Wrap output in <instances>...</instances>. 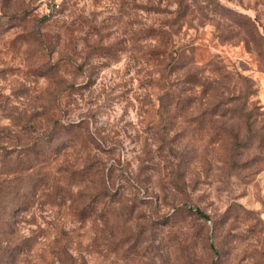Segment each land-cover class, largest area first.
Listing matches in <instances>:
<instances>
[{
	"label": "rangeland",
	"instance_id": "1",
	"mask_svg": "<svg viewBox=\"0 0 264 264\" xmlns=\"http://www.w3.org/2000/svg\"><path fill=\"white\" fill-rule=\"evenodd\" d=\"M0 264H264V0H0Z\"/></svg>",
	"mask_w": 264,
	"mask_h": 264
},
{
	"label": "trees",
	"instance_id": "2",
	"mask_svg": "<svg viewBox=\"0 0 264 264\" xmlns=\"http://www.w3.org/2000/svg\"><path fill=\"white\" fill-rule=\"evenodd\" d=\"M161 37H162V47L160 48L158 55L161 58L160 60V65L162 67L161 70V75L162 77L166 80H170V77L174 75V73L176 72V67L175 65H170V62L173 63L176 59H177V55L176 52L174 50V44H173V37L168 35V33L166 32H161ZM169 61V63H167ZM170 82V81H168ZM4 212L7 213V207L5 206V204L2 205ZM15 210H13L12 216L14 219V214H15ZM195 213L200 217V218H204L207 219V215L199 210L196 209Z\"/></svg>",
	"mask_w": 264,
	"mask_h": 264
}]
</instances>
